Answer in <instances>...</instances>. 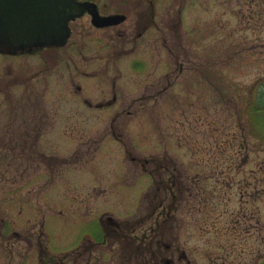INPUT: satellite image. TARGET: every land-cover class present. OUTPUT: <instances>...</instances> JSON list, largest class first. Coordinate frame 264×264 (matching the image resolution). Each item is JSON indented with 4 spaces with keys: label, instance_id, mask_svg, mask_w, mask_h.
I'll list each match as a JSON object with an SVG mask.
<instances>
[{
    "label": "rangeland",
    "instance_id": "rangeland-1",
    "mask_svg": "<svg viewBox=\"0 0 264 264\" xmlns=\"http://www.w3.org/2000/svg\"><path fill=\"white\" fill-rule=\"evenodd\" d=\"M155 7L0 54V264H264V0Z\"/></svg>",
    "mask_w": 264,
    "mask_h": 264
},
{
    "label": "water",
    "instance_id": "water-1",
    "mask_svg": "<svg viewBox=\"0 0 264 264\" xmlns=\"http://www.w3.org/2000/svg\"><path fill=\"white\" fill-rule=\"evenodd\" d=\"M85 9L93 23L121 18L100 17L92 3L77 0H0V52L15 54L24 48L64 45L70 34L69 21Z\"/></svg>",
    "mask_w": 264,
    "mask_h": 264
},
{
    "label": "flooded vegetation",
    "instance_id": "flooded-vegetation-1",
    "mask_svg": "<svg viewBox=\"0 0 264 264\" xmlns=\"http://www.w3.org/2000/svg\"><path fill=\"white\" fill-rule=\"evenodd\" d=\"M77 1H79L81 3H84V2L92 3L94 9H96L97 14L100 17L118 15L121 18L116 16V19L111 21L110 23L97 24V23H93L91 13L88 11V9H85L84 12L79 17H77L76 19H74L72 21H75L78 18H81L82 16L87 15V16H89L90 24L93 27L98 28V29H109V28L116 27V26L123 24L128 18V14L130 12L129 9L135 7V8L139 9L138 21H141V24L138 23L139 26L137 27V29L134 32V38L135 39L142 38L144 32L149 28V26L155 25L157 27H160L159 26L160 23L157 21V17H156V13H155V8H156L155 6L158 4L159 0H134V1L133 0H119V4L121 3V4H125V5L124 6H117L114 9H112V7H113L112 6V7H110L111 8L110 11H109L110 8H106L107 4L101 3L99 0H77ZM72 21L69 22L70 34H69L68 39L73 34V30H72V26H71ZM30 51H33V50L30 49ZM0 54L2 55L4 53H0ZM14 55H16V54H14ZM108 219L111 220V217L110 218L108 217ZM119 226H120V228L122 227L121 224ZM113 230L119 231L120 229L117 226H115V227H113ZM133 231L134 230H132L131 233L130 232L125 233L124 234L125 238H130L129 236L133 235V233H135ZM101 233H104L103 230ZM97 236H99V235H97ZM90 241L98 243L97 240L94 241L91 239ZM167 263H169L168 260H166V264Z\"/></svg>",
    "mask_w": 264,
    "mask_h": 264
},
{
    "label": "trees",
    "instance_id": "trees-1",
    "mask_svg": "<svg viewBox=\"0 0 264 264\" xmlns=\"http://www.w3.org/2000/svg\"><path fill=\"white\" fill-rule=\"evenodd\" d=\"M260 105H262L261 110H263L264 109V103L263 104L261 103Z\"/></svg>",
    "mask_w": 264,
    "mask_h": 264
}]
</instances>
